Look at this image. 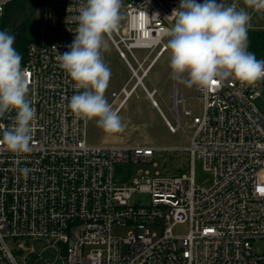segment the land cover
<instances>
[{"label":"built area","instance_id":"2783aa9c","mask_svg":"<svg viewBox=\"0 0 264 264\" xmlns=\"http://www.w3.org/2000/svg\"><path fill=\"white\" fill-rule=\"evenodd\" d=\"M12 1L0 0V20ZM82 2L39 1L37 37L22 66L37 114L31 151L17 156L0 143V264H264V253L252 247L264 240V109L256 105L264 79L252 86L228 79L206 94L197 90L199 113L180 110L183 98L173 87L171 124L154 100L157 90L148 91L144 80L167 51L163 33L174 23L167 17L181 0H122L124 23L109 42L129 78L110 104L118 101L119 112L140 87L170 133L183 119L193 130L183 171L142 169L155 149L89 146L85 122L68 108L77 90L57 56L70 50L77 26L71 18ZM224 2L244 7L243 0ZM249 11L256 22L249 31L264 30V13ZM15 115L0 124L10 127ZM195 160L212 178L206 190L195 185ZM138 194L149 203L133 201ZM177 225H187V234L174 235ZM115 227L126 236H113Z\"/></svg>","mask_w":264,"mask_h":264},{"label":"clouds","instance_id":"9594fccd","mask_svg":"<svg viewBox=\"0 0 264 264\" xmlns=\"http://www.w3.org/2000/svg\"><path fill=\"white\" fill-rule=\"evenodd\" d=\"M244 7L224 0H181L167 17L174 20L164 29V47L169 55L170 76L178 84L207 93L213 81L233 79L252 86L264 79V60L248 49L251 12L264 13V0H243ZM122 0H86L71 20L77 26L69 51L57 56L77 90L68 103L76 120L95 121L106 134L124 131L119 113L105 92L111 71L103 54L124 19ZM15 36L0 31V119L15 112L10 127L0 124V143L17 156L31 151L36 109L29 99V81L22 57L14 47ZM82 90V91H81ZM27 175L28 169H21Z\"/></svg>","mask_w":264,"mask_h":264},{"label":"rangeland","instance_id":"374dc122","mask_svg":"<svg viewBox=\"0 0 264 264\" xmlns=\"http://www.w3.org/2000/svg\"><path fill=\"white\" fill-rule=\"evenodd\" d=\"M122 12V11H121ZM32 20L39 18L38 11L32 12ZM123 13V12H122ZM124 14V13H123ZM121 21L120 27L123 25ZM255 21L251 25H255ZM119 27V28H120ZM167 37L162 39L165 44ZM144 51L137 50L135 54L139 57L144 55ZM106 65L110 68L111 77L105 96L111 103V93L117 92L129 78V70L124 62L118 57L109 42V51L103 54ZM168 51L163 53L155 65L148 73V78L144 80V85L148 91L156 89L158 94L154 96L159 109L165 118L174 124L171 116L173 87L177 88L178 93L183 98L182 108L190 109L193 113H199L201 105L196 99L197 88H188L183 84H178L170 76ZM115 102L113 109L117 106ZM256 105L264 109V98L257 101ZM124 124V131L116 134H106L97 127L95 121L85 123L86 143L92 147L107 146H147L155 149L152 160L149 164L140 166L142 169L150 172L159 171L162 174L173 175L178 169L187 166L188 155L183 151L188 146L193 130L190 128V122L183 119L182 127L176 133H170L165 125L163 118L152 106L150 99L142 88L138 87L132 97H130L118 112ZM195 185L201 189H208L212 185L211 176L203 170L200 161L195 160L193 164ZM141 201L143 205L149 203V197L146 194H138L133 197V201ZM188 232L187 225H177L173 228V234L184 236ZM113 236L125 237L127 230L125 228L115 227L111 230ZM253 251L258 254L264 253V240L254 242Z\"/></svg>","mask_w":264,"mask_h":264},{"label":"trees","instance_id":"16d2710c","mask_svg":"<svg viewBox=\"0 0 264 264\" xmlns=\"http://www.w3.org/2000/svg\"><path fill=\"white\" fill-rule=\"evenodd\" d=\"M39 1H12L6 5L0 20V31L6 30L15 36L14 47L22 57L21 66L24 64L27 45L37 37L38 19L32 20V12L38 11ZM248 51L254 53L258 60H264V30L249 31ZM183 169H178L176 173L183 171Z\"/></svg>","mask_w":264,"mask_h":264},{"label":"snow or ice","instance_id":"6c2138e0","mask_svg":"<svg viewBox=\"0 0 264 264\" xmlns=\"http://www.w3.org/2000/svg\"><path fill=\"white\" fill-rule=\"evenodd\" d=\"M216 82L215 81H213V84H215Z\"/></svg>","mask_w":264,"mask_h":264},{"label":"water","instance_id":"95a60500","mask_svg":"<svg viewBox=\"0 0 264 264\" xmlns=\"http://www.w3.org/2000/svg\"><path fill=\"white\" fill-rule=\"evenodd\" d=\"M159 112V111H158ZM160 116H161V114H160Z\"/></svg>","mask_w":264,"mask_h":264}]
</instances>
